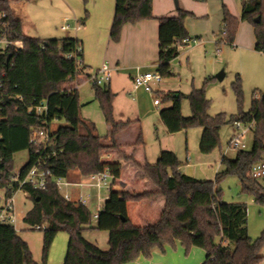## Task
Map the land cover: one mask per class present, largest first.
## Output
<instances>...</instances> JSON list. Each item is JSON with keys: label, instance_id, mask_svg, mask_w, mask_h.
<instances>
[{"label": "trees", "instance_id": "1", "mask_svg": "<svg viewBox=\"0 0 264 264\" xmlns=\"http://www.w3.org/2000/svg\"><path fill=\"white\" fill-rule=\"evenodd\" d=\"M0 0V32L6 28L8 36L23 41V47L0 52V72L3 86L0 98V190L6 196L14 190L28 192L34 205L24 221L33 228L46 224L43 230V260L39 263L30 244L13 224L0 223V264H47L49 250L60 231L70 235L68 254L64 264H128L140 256L150 257L154 250H165L180 241L186 252L198 246L206 251L202 264H262L264 256V230L252 238L248 227V207L243 202H226L222 198L220 183L230 175H236L242 191L252 195L264 205V185L251 174V167L264 160V92L254 98L249 111L227 117L225 113L211 115V100L206 87L216 77L205 79L201 87L191 92L158 91L162 103H171L160 114L169 132L192 127H202L200 150L210 153L220 145V131L227 123L254 120V141L251 148L237 149L235 158L224 155L225 168L214 179L201 180L179 170L180 159L173 150H162L155 163L147 160L141 165L144 176L150 178L156 191H118L110 188V194L98 212L92 227L93 215L89 207L64 197L59 187L50 181L46 189H36L30 184L19 187L14 181V155L28 149L29 162L19 172L24 178L29 169L41 157L46 161L44 169L66 178L72 170L89 176L109 169L116 184L121 177L123 164L119 160L102 158L106 150L118 148V134L136 123L134 120H117L114 113L116 93L107 84H93L95 99L99 102L109 125L110 134L98 133L94 122L81 116L82 103L76 86V78L82 73V41L76 37L40 38L27 35L24 23L15 17L11 3ZM88 0H84L86 3ZM188 11L179 9L176 16L159 18V66L163 78L172 75L171 61L180 54V44L190 36L185 25ZM260 16V21L255 19ZM153 0H116L110 36L118 41L126 23L153 18ZM86 17L82 19L84 23ZM241 20L249 21L255 29L256 49L264 52V0H242L240 17L227 5L223 6L225 28L221 40L234 43ZM82 50L79 51L78 47ZM8 53H12L7 62ZM72 54L71 57L69 55ZM238 102H243V85L240 75L233 82ZM257 90L254 92L256 93ZM6 96L8 99H6ZM190 102L191 115L182 112L183 100ZM44 100L47 110L37 114L35 107ZM64 120L53 129L56 121ZM47 127L54 143L44 149L33 142L32 129ZM141 128V127H140ZM145 144L142 129L134 142V154L138 146ZM133 159V155L127 157ZM135 160V159H134ZM163 195L165 205L159 217L144 225L136 224L128 212V202L153 200ZM89 228L109 233V248L103 249L85 236Z\"/></svg>", "mask_w": 264, "mask_h": 264}, {"label": "rangeland", "instance_id": "2", "mask_svg": "<svg viewBox=\"0 0 264 264\" xmlns=\"http://www.w3.org/2000/svg\"><path fill=\"white\" fill-rule=\"evenodd\" d=\"M42 1L28 2L25 0L26 8L33 16V21L36 24L35 29L30 28L29 31H63L61 28L63 24L71 26L66 31H75L73 29V26L76 25V14L74 11L68 10L69 8L64 9V6L59 7V5L51 7L53 0H44V4L45 2H50L51 4L44 8L42 6L43 3L39 4ZM70 1H72L74 6L82 9V15H80L82 18H85L86 14L89 16V11L86 12V10H89L87 7L89 0L86 3L84 0ZM239 1V7L242 8V1ZM222 2L223 0H180L181 8L188 6L194 13H201L203 15L201 17L189 16L191 19V29L193 30L191 31L192 36L198 38L199 41L181 48L180 57H176L171 62L172 75L164 77L162 85H165L166 88L180 90L185 93L190 92L193 87H201L206 78L215 77L219 70L224 69L226 76L222 80L216 79L209 82L206 91L208 98L211 100L209 113L211 115L225 113L227 117H230L233 114H238L241 109L249 111L252 108L254 98H260L264 92V54L248 49L246 46L234 48L233 45L221 40L225 28L222 15ZM224 2L234 7L233 0H224ZM27 24L29 23L27 22ZM240 24L238 30H240ZM238 33L239 31H237L236 37ZM243 36L246 38L248 32L243 31ZM199 42L200 44L198 45ZM194 45L201 47L194 50L190 56L188 49ZM219 48L220 51H218ZM220 60H222L221 63ZM219 63L221 64L220 69L215 73H211V71L206 69V67L209 68L212 64ZM237 75H240L242 79V104L238 102L233 88V82L236 80ZM116 78L117 76L114 75L113 80L115 79L118 82ZM106 84L109 85L110 81ZM118 84L123 86L124 80L120 79ZM90 89H94L93 84H90ZM255 90H257L256 93L254 92ZM132 95L128 94V98H125L122 92L117 97L118 107L128 109V106L134 105ZM153 96L156 98L157 93L153 92ZM164 107H166V104L161 103L160 108ZM129 112L131 114L134 113L133 111ZM182 112L185 116H190L192 113L190 102L187 98L183 100ZM154 113L151 118L142 123L145 144L138 146L136 151V154L138 152L140 154L137 158H141L142 161H145L147 158L149 162L155 163L160 155V150H173L179 156L182 163L181 166L185 167L184 173H188V175L197 179L206 180L214 179L216 174L225 168L222 163L224 155H227L229 158H235L237 149L229 148L230 139L239 132L235 122L224 124L220 131V145L212 152L204 153L200 150L202 127H192L169 135L162 130L163 126L160 128L159 122H157L158 114H156V111ZM81 116L94 122L98 133L104 137L105 141L108 140L106 137L109 136L110 130L97 100H95L94 104L87 103L86 106H82ZM63 123H65L64 120L56 121L53 129ZM242 125L244 127L249 124L242 121ZM140 129V126L137 125L129 128L127 130V134L129 135L128 141L126 140L124 143L121 140L122 143H119L117 140L119 144L118 148L104 151L102 158L107 159L106 156L117 157L118 160L126 161L125 169H127V172L130 169L132 176L139 173L144 176L143 169L137 165L133 152L135 140L131 141L130 139L132 134L136 138ZM254 130L255 128L249 130L243 136L247 148H251L253 145ZM127 151H130L131 154L129 155L130 152ZM131 155H133V159L127 158ZM29 160L30 152L28 149L16 152L14 155V172L19 173ZM146 179L149 183H153L150 178L146 177ZM86 181L90 180L86 179ZM260 181L264 185V178H261ZM220 187L222 188V198L226 202H243L247 204L249 233L252 238H257L264 230V205L257 203L252 195L242 191L240 180L236 175L226 177L221 181ZM155 188L157 187L155 186ZM83 191L86 194V190L84 189ZM89 191L91 198L87 202V205L93 215L91 224L93 227L97 222L96 213L102 209L110 194V190L107 187L97 188L92 186L89 188ZM62 192L65 193L66 189L63 188ZM70 193L73 201H78L79 198L76 193H79V191L74 190ZM161 196L164 197L163 195ZM15 199L17 208L23 215H27L34 205L33 199L28 197L26 191L22 189L16 191ZM152 216L150 215V220L155 218ZM140 223L142 224L143 221H140ZM17 227L22 229L19 230V234L29 242L35 259L41 263L43 260V230L31 228L24 220L19 221ZM85 233L88 240L96 243L103 249L109 248L108 231L89 228ZM69 242V233L67 231H60L49 250L47 264H64L68 254ZM261 254L264 256V247Z\"/></svg>", "mask_w": 264, "mask_h": 264}, {"label": "crops", "instance_id": "3", "mask_svg": "<svg viewBox=\"0 0 264 264\" xmlns=\"http://www.w3.org/2000/svg\"><path fill=\"white\" fill-rule=\"evenodd\" d=\"M26 1L32 2L36 0H26ZM43 1L40 2L39 4H42ZM174 2L175 1L173 0H153L154 17L143 19L135 23H126L122 28L121 36L118 41H114L110 36V30L114 19L116 0H89L87 4L89 10H86V12L89 11L88 12L89 16L86 14V20L84 23L81 22L83 18L80 16L82 15V9H80V7L74 6L72 1L53 0V4L51 7L58 5L59 7L64 6V9L69 8L68 10H72L75 12L76 25L73 26V29L75 31L72 32L66 31L67 29L71 28V26H69V28L67 29L62 28V26L65 24L61 26L63 31H29L30 28L35 29L36 24L33 21V16L29 13V10L26 8L25 0H13L11 3V7L15 17L23 21L24 32L27 35L40 37V38L76 37L82 41V47H83L82 73L77 76L75 81L76 86L80 93V100L82 106H86L87 103L94 104L96 100L95 91L94 89L93 90L90 89V84H92V82L90 81L89 77L90 75L94 74L95 71L97 72L99 67L104 62H108L112 67V77L110 79L109 86L116 93V97L114 101V113L116 119L121 121L134 120L136 121V123L133 124V126L137 125L140 126L142 129L143 128L142 123H144L145 120L151 118L155 114L154 111H156L157 112L156 114H158L157 122H159L160 128L161 126H163L162 130L170 135L173 134L174 132L172 133L168 131L160 114L162 110V108H160V104L162 102L159 104H155V100L156 99L161 100V98L158 94L157 97L154 98L153 92L157 93L158 91H180V90L166 88L165 85H162L163 83L162 81L160 84L154 86L153 91H148L145 89L144 86H136L134 83V77L138 73L155 70L159 66V51H160L159 18L176 16L179 13V9L188 11L190 14L186 16L185 25L190 33V37H193L191 32L193 31L191 29V19L189 16L194 15L197 17H201L203 15L201 13L200 14L194 13L193 10H191L188 6H186L185 8H181L180 0L178 2L179 4L178 6ZM233 2L235 9L233 6H229L223 0L222 15H223V6L227 5L234 15L240 17L242 12V8L239 7L240 1L233 0ZM45 4L44 3L42 4L44 8H46V6L50 4V2L49 3L45 2ZM192 21H194V19H192ZM27 22L29 24H27ZM238 31H239L238 36L236 37L234 43L231 44L233 45L234 48H237L239 46H246L248 49L254 50L255 52H259L260 54H264V52L258 51L256 49L255 29L254 26L249 21L241 20L240 30ZM243 31L248 32V36L246 38L243 36ZM199 44L200 42L198 43V45ZM200 47L201 46L197 47L195 45L193 47H190L188 49V53L190 54V56L193 54L194 50L199 49ZM181 48L184 47H180V50ZM218 51H220V48L218 49ZM178 57H180V54L178 55ZM221 62L222 60H220V63ZM220 63L212 64V66H210L209 68L206 67V69L208 71H211V73H215L216 71H218V69H220V65H221ZM219 73H222L223 75L222 79L226 76V72L224 69L219 70L217 74ZM114 75L117 76L116 79L118 82L120 79L124 80L123 86H120L118 82L115 81V79L113 80ZM122 92L124 93L125 98H128V94L132 95L133 93L134 95V96L132 95V100L134 105H132L131 107L128 106V109L127 108L124 109L123 107H118L117 97L120 96ZM165 104L166 106L171 105V103H165ZM182 108H183V104H182ZM81 111H82V107H81ZM129 111H133L134 113L131 114ZM130 137H131L130 138L131 141H134L137 138V137L135 138L133 134ZM128 138L129 135L127 134V130L118 134L117 136V140L119 141V143L121 142V140H123L125 143L126 140L128 141ZM130 154L131 152L129 153V155ZM138 155H140L139 152L137 154L135 153L137 165L141 168V165L144 163V161H142L141 158H137ZM106 158L109 160H118L117 157H113V156L110 157L106 156ZM145 160H147V158ZM119 161L123 164L124 169L122 170V174L118 183L114 184L113 178L111 179V182L113 184L112 187L115 190L128 191V192L157 190V188H155L153 183H149L146 177L142 176L141 173L132 176L130 174L131 173L130 169L127 172V169H125L126 161L120 159ZM184 168L185 167L180 166L179 170L183 172ZM86 179L90 180V176H83L80 174L79 171L72 170L69 173V175L65 178L68 184L63 185L62 188L60 189V192L63 195L65 193H69L71 196L70 193L71 191L78 190L79 193L76 194H78V198H79L80 193H84L83 190L85 189L86 190V194L84 193L86 196L85 204L87 205V202H89V199L91 198V193L89 191V188L92 186L88 185L89 181H86ZM63 188L66 189L65 193L62 192ZM108 189L110 190V188ZM26 193L28 197H30L28 192ZM164 205H165V199L161 195H158L153 200H143L138 202L130 201L128 202L129 216L136 224L144 225L147 222L155 221L159 217L161 211L163 210ZM97 215L98 212L96 213V218ZM150 215H153L152 217L155 218H153V220H150ZM140 221H143V223L141 224ZM205 253L206 251L198 246H194L191 248L189 252H186L181 242L177 241L174 247L168 245L166 246L165 250L156 249L153 251L150 257L140 256L136 260L128 264H202L206 259Z\"/></svg>", "mask_w": 264, "mask_h": 264}, {"label": "built area", "instance_id": "4", "mask_svg": "<svg viewBox=\"0 0 264 264\" xmlns=\"http://www.w3.org/2000/svg\"><path fill=\"white\" fill-rule=\"evenodd\" d=\"M5 14H0V19L4 17ZM69 24H65L62 26L63 29L69 28ZM199 41L198 38L194 37H185L180 47H185L189 44L197 43ZM23 47V41L14 40L8 36V31L6 28L3 29V32H0V52H5L7 49L13 48L14 50L21 49ZM78 50L81 51L82 48L79 46ZM72 54L69 55L71 57ZM79 63H82V60H79ZM3 76L4 74L0 72V88L3 86ZM112 77V67L108 62H104L98 69V71L92 75H90V81L92 84L103 85L110 81ZM163 81V76L158 69L146 71L142 73H138L134 77V83L136 86H144L146 90L153 91L154 86L160 84ZM3 99L0 98V110L2 109ZM161 103L160 99L155 100V104ZM47 110V101L44 100L39 105L35 107V111L37 114H44ZM249 125H245L243 127L242 121H236V127L238 129V133L235 134L229 141V148L232 149H246L247 144L243 140V136L251 129L256 127V123L254 120L247 122ZM33 142H36L47 149V147L51 146L54 143V139L51 137L50 130L45 127H34L32 129V137ZM46 161L41 157L37 160V162L29 169L28 173L24 178H20V174L16 173L13 178L14 181L19 183V187H22L25 184H30L36 189H46L49 182L53 181L59 189L62 188L63 185L68 184L64 177L54 176L51 173H48L43 164ZM251 174L256 179L264 178V160H260L253 164L251 167ZM90 176V181L88 185L93 187L102 188L107 187L111 188L113 186L111 179L113 178L112 172L109 169L104 171L93 173ZM20 190V189H18ZM17 190L13 191V194L10 196H6V190H0V223L3 224H13L17 230H22L17 227V223L21 220H24L26 215H23L21 211L17 208L15 193ZM64 197L68 200L73 201L72 197L69 193H65ZM77 202L86 203V196L84 193H80L79 199ZM46 224H36L33 226L35 229H45Z\"/></svg>", "mask_w": 264, "mask_h": 264}, {"label": "water", "instance_id": "5", "mask_svg": "<svg viewBox=\"0 0 264 264\" xmlns=\"http://www.w3.org/2000/svg\"><path fill=\"white\" fill-rule=\"evenodd\" d=\"M175 1V3H176V5L178 6L179 4H178V2H179V0H174ZM260 16L259 17H257L255 20L256 21H260ZM11 56H12V53H8V55H7V62L10 60V58H11ZM222 73H219V74H217L216 75V77H217V79H219V80H221L222 79ZM6 99H8V97L6 96Z\"/></svg>", "mask_w": 264, "mask_h": 264}]
</instances>
